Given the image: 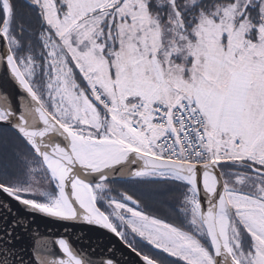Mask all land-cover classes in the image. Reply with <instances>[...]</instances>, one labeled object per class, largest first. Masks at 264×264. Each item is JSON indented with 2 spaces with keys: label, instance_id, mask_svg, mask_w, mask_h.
Returning <instances> with one entry per match:
<instances>
[{
  "label": "snow or ice",
  "instance_id": "snow-or-ice-1",
  "mask_svg": "<svg viewBox=\"0 0 264 264\" xmlns=\"http://www.w3.org/2000/svg\"><path fill=\"white\" fill-rule=\"evenodd\" d=\"M125 250L264 264V0H0V264Z\"/></svg>",
  "mask_w": 264,
  "mask_h": 264
},
{
  "label": "water",
  "instance_id": "water-1",
  "mask_svg": "<svg viewBox=\"0 0 264 264\" xmlns=\"http://www.w3.org/2000/svg\"><path fill=\"white\" fill-rule=\"evenodd\" d=\"M34 227H38L41 232H46L48 230H51L52 232L61 231V226L59 224L53 223L47 218H43L40 216L36 217ZM85 228L87 226H84ZM89 235H91L94 239L99 236L98 231L90 232ZM107 236H110L111 234H106ZM112 242L117 245V247H122L119 245V242L116 241L115 237H111ZM107 239H105V243H107ZM117 256L121 259L122 264H131V261L135 258L125 250L122 254L120 252H117Z\"/></svg>",
  "mask_w": 264,
  "mask_h": 264
},
{
  "label": "trees",
  "instance_id": "trees-1",
  "mask_svg": "<svg viewBox=\"0 0 264 264\" xmlns=\"http://www.w3.org/2000/svg\"><path fill=\"white\" fill-rule=\"evenodd\" d=\"M7 135H8V137H9L12 141H15V137L13 136V134L8 133ZM16 143H18V141H16ZM126 187H127V186H126Z\"/></svg>",
  "mask_w": 264,
  "mask_h": 264
}]
</instances>
